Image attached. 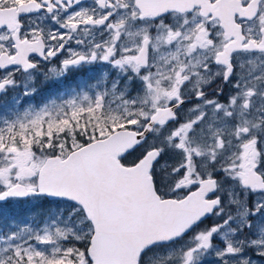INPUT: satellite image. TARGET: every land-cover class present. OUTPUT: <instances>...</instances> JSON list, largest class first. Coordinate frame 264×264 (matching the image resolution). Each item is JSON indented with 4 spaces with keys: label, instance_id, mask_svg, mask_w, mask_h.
Masks as SVG:
<instances>
[{
    "label": "snow or ice",
    "instance_id": "6c2138e0",
    "mask_svg": "<svg viewBox=\"0 0 264 264\" xmlns=\"http://www.w3.org/2000/svg\"><path fill=\"white\" fill-rule=\"evenodd\" d=\"M9 92L0 264H264V0H0Z\"/></svg>",
    "mask_w": 264,
    "mask_h": 264
},
{
    "label": "flooded vegetation",
    "instance_id": "af4514ba",
    "mask_svg": "<svg viewBox=\"0 0 264 264\" xmlns=\"http://www.w3.org/2000/svg\"><path fill=\"white\" fill-rule=\"evenodd\" d=\"M88 2H89V4H91L92 0H84V5ZM95 75H96L95 69H83V70L72 72L71 74L68 75V77L66 79H63L60 82H50L47 84H43L40 82V80H37L36 86L39 88L38 93L34 97L25 98L24 104H28L29 101H34L35 103L39 104L43 99L47 98L48 96H50L52 94L59 93L69 86L79 84L81 81L92 80L95 77ZM18 79H19V77H18ZM29 83H31V82H29ZM19 91L20 90L17 89L16 93L18 94ZM13 94H14L13 92H9V94L7 96L0 97V112L2 110H4L5 108L10 107L12 105ZM22 204H33L34 206H42L46 203L35 204V203H31V202H24ZM5 219H6V217H5ZM0 225H3L2 220H0Z\"/></svg>",
    "mask_w": 264,
    "mask_h": 264
},
{
    "label": "rangeland",
    "instance_id": "374dc122",
    "mask_svg": "<svg viewBox=\"0 0 264 264\" xmlns=\"http://www.w3.org/2000/svg\"><path fill=\"white\" fill-rule=\"evenodd\" d=\"M87 5H89V2L86 3L84 6H87ZM4 110H2L0 112V114H3ZM129 159H132V157H130ZM6 206L7 207H0V213L2 214V209L4 208L3 214H6V215H3L1 218L3 225H5L7 223V221H9L11 219L27 218L29 216V214L36 212L39 208L49 207V205H47V204H44L42 206H34L33 204H22V203L11 204V205H6ZM10 210H12V212H9ZM4 216L6 217V219ZM206 264H214V259L212 257H208L206 260Z\"/></svg>",
    "mask_w": 264,
    "mask_h": 264
},
{
    "label": "trees",
    "instance_id": "16d2710c",
    "mask_svg": "<svg viewBox=\"0 0 264 264\" xmlns=\"http://www.w3.org/2000/svg\"><path fill=\"white\" fill-rule=\"evenodd\" d=\"M7 204H5V205H3V206H0V207H7L6 206ZM8 205H11V204H8ZM14 206V205H13ZM16 206V205H15ZM3 211H4V208L2 209V214L0 213V220H2L1 218H2V216L3 215H6V214H3ZM16 211V210H15ZM9 212H12V210H10Z\"/></svg>",
    "mask_w": 264,
    "mask_h": 264
}]
</instances>
